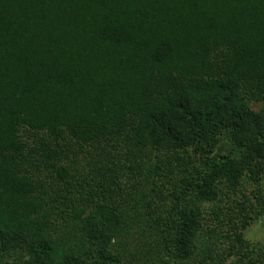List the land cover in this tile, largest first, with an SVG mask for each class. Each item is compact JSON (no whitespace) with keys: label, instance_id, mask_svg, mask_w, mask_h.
Returning a JSON list of instances; mask_svg holds the SVG:
<instances>
[{"label":"trees","instance_id":"16d2710c","mask_svg":"<svg viewBox=\"0 0 264 264\" xmlns=\"http://www.w3.org/2000/svg\"><path fill=\"white\" fill-rule=\"evenodd\" d=\"M252 217L264 0H0V264H264Z\"/></svg>","mask_w":264,"mask_h":264},{"label":"rangeland","instance_id":"374dc122","mask_svg":"<svg viewBox=\"0 0 264 264\" xmlns=\"http://www.w3.org/2000/svg\"><path fill=\"white\" fill-rule=\"evenodd\" d=\"M243 191H245L246 194H249L251 188L244 185ZM146 240L148 241V238H145L143 241L145 242ZM243 240H245L246 243H248L251 247L261 248L264 250V218H253L251 225H249V227L243 233ZM156 255L159 259H156L155 261L156 263H159V261H162L161 257H159L160 254ZM162 259L165 260V257L163 256ZM168 264L174 263L170 261Z\"/></svg>","mask_w":264,"mask_h":264}]
</instances>
